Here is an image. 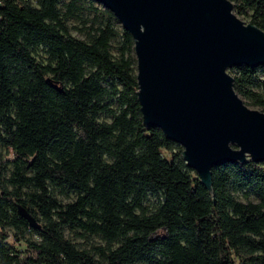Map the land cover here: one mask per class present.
<instances>
[{
    "label": "trees",
    "instance_id": "obj_1",
    "mask_svg": "<svg viewBox=\"0 0 264 264\" xmlns=\"http://www.w3.org/2000/svg\"><path fill=\"white\" fill-rule=\"evenodd\" d=\"M230 1L264 30V0ZM230 72L264 111V67ZM137 91L134 40L95 0H0V264H264V164L212 167L210 192Z\"/></svg>",
    "mask_w": 264,
    "mask_h": 264
},
{
    "label": "water",
    "instance_id": "obj_2",
    "mask_svg": "<svg viewBox=\"0 0 264 264\" xmlns=\"http://www.w3.org/2000/svg\"><path fill=\"white\" fill-rule=\"evenodd\" d=\"M95 2L134 40L143 123L182 147L207 190L214 166L264 164V111L244 103L228 72L264 67V30L238 18L230 0Z\"/></svg>",
    "mask_w": 264,
    "mask_h": 264
},
{
    "label": "rangeland",
    "instance_id": "obj_3",
    "mask_svg": "<svg viewBox=\"0 0 264 264\" xmlns=\"http://www.w3.org/2000/svg\"><path fill=\"white\" fill-rule=\"evenodd\" d=\"M233 12L236 14V16L238 18H240L241 20H243L246 23L248 22V18L245 17L244 15L238 14L236 8H233ZM81 20H82V18H80V17H73L67 21V26H68L70 34L73 35L74 37H77V38L83 37V33H82L83 31H81L82 30L81 29L82 28ZM230 71H231V69L228 70V72L231 75H233V72H230ZM259 75L262 79H264V72H260ZM239 96L248 107H250L251 109H257V110L261 111V108L253 106L252 104L249 103V101L246 98H244L241 95H239ZM2 153H3V156L6 158L11 156V154L9 152H6L5 150H3ZM69 199H71V196H70V198H68V200ZM65 200H67V199H65ZM65 235L68 236L69 238H71L73 241H75L79 246H89L91 244V242L94 244H102L101 240L97 237H93L92 239L81 238L80 235L74 234L73 232H70L67 229L65 230ZM32 237L34 238V236H32ZM141 264H143V263H141Z\"/></svg>",
    "mask_w": 264,
    "mask_h": 264
}]
</instances>
